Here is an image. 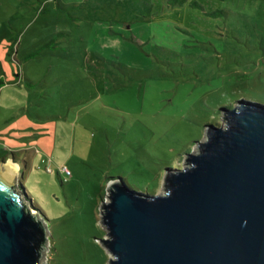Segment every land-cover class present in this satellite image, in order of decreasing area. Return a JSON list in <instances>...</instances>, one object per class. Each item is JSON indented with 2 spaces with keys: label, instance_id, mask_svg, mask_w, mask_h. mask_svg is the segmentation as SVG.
Returning a JSON list of instances; mask_svg holds the SVG:
<instances>
[{
  "label": "rangeland",
  "instance_id": "1",
  "mask_svg": "<svg viewBox=\"0 0 264 264\" xmlns=\"http://www.w3.org/2000/svg\"><path fill=\"white\" fill-rule=\"evenodd\" d=\"M0 77V163L48 223L43 264H110L109 177L183 168L240 104L213 91L264 104V0H0Z\"/></svg>",
  "mask_w": 264,
  "mask_h": 264
},
{
  "label": "water",
  "instance_id": "2",
  "mask_svg": "<svg viewBox=\"0 0 264 264\" xmlns=\"http://www.w3.org/2000/svg\"><path fill=\"white\" fill-rule=\"evenodd\" d=\"M209 123L183 168L145 191L111 184L100 220L110 264H264V104L241 99ZM0 163V264H43L48 223Z\"/></svg>",
  "mask_w": 264,
  "mask_h": 264
},
{
  "label": "trees",
  "instance_id": "3",
  "mask_svg": "<svg viewBox=\"0 0 264 264\" xmlns=\"http://www.w3.org/2000/svg\"><path fill=\"white\" fill-rule=\"evenodd\" d=\"M3 84H4V80H3V78L2 77H0V87H2L3 86ZM233 95V94H232ZM234 96V95H233ZM211 97H212V99H211V101H210V104H211V106H212V108L214 109V108H216V107H218L220 110H221V108H230V107H232V105H233V103L234 102H237V101H239V99H236V97H231V96H227V95H224V96H222V95H220L219 93H216V91H213L212 92V94H211ZM255 102V101H254ZM260 103V102H259ZM260 104H262V103H260ZM216 116V115H215ZM216 118H217V116H216ZM220 120V117L219 118H217V121H215V122H213V124H218V121ZM203 129H204V126H203ZM203 134V133H202ZM109 178H122V180L125 182V183H127L128 184V182L125 180V178L124 177H121V176H111V177H109ZM22 183V182H21ZM23 188H25V186H23V184L21 185ZM105 188V187H104ZM135 188H139V189H141V188H143V186L142 185H139L138 187H135ZM25 190V192H26V194H27V196H28V198H32L31 196H29V193L27 192V190H26V188L24 189ZM104 193V192H103ZM102 193V194H103ZM33 203H34V200H33Z\"/></svg>",
  "mask_w": 264,
  "mask_h": 264
},
{
  "label": "bare ground",
  "instance_id": "4",
  "mask_svg": "<svg viewBox=\"0 0 264 264\" xmlns=\"http://www.w3.org/2000/svg\"><path fill=\"white\" fill-rule=\"evenodd\" d=\"M7 165L9 167H11L12 169H14L18 173V169H19V164L18 163L14 162L13 160L10 159L8 161Z\"/></svg>",
  "mask_w": 264,
  "mask_h": 264
},
{
  "label": "built area",
  "instance_id": "5",
  "mask_svg": "<svg viewBox=\"0 0 264 264\" xmlns=\"http://www.w3.org/2000/svg\"><path fill=\"white\" fill-rule=\"evenodd\" d=\"M61 170H62L63 172H65L66 175H71V170L69 169L68 166H66V165L62 166V167H61Z\"/></svg>",
  "mask_w": 264,
  "mask_h": 264
}]
</instances>
